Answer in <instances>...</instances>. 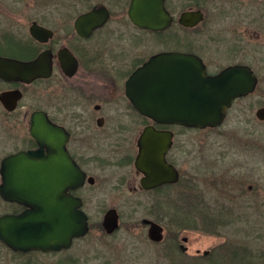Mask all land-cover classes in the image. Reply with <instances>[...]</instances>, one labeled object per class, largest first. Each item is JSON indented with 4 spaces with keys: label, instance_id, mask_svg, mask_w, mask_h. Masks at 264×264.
Here are the masks:
<instances>
[{
    "label": "flooded vegetation",
    "instance_id": "af4514ba",
    "mask_svg": "<svg viewBox=\"0 0 264 264\" xmlns=\"http://www.w3.org/2000/svg\"><path fill=\"white\" fill-rule=\"evenodd\" d=\"M25 3L22 7L19 0H0V57L13 63L9 74L0 76V106L4 119L14 120L4 126L13 132L5 138L14 149L0 160V183L5 156L40 148L30 131L37 114L47 124L42 150L50 158L62 157L49 163L62 166V194L80 199L87 229L69 240L38 245L37 225L29 216L34 206L0 195V264H228L233 257L228 250L221 254L218 247L189 253L190 231L213 232L225 222L219 218L225 209L202 205L197 187L204 172L198 168L196 131L242 118L247 127L239 129L240 142L246 150L255 146L246 138L259 135L257 126L264 122L258 113L264 107V0H163V9H154L156 26L147 23L144 0ZM75 3L78 12L71 20L69 7ZM185 11L201 12L202 17L186 24L181 21ZM89 12L93 15L77 25ZM33 26L45 31L36 36ZM163 52L195 55L208 76L224 73L225 82L234 83L236 94L220 125L199 128L160 121L137 106L135 87L148 83L133 82L132 76ZM42 53L46 75L30 80L17 76V60L31 61ZM18 91L14 108H7L2 96ZM147 128L161 133L164 141L169 133L164 157L177 174L174 182L143 183L148 177L136 161ZM230 148L229 140L222 143L227 167L223 175L213 177L216 181H228ZM66 156L84 173L81 184H64ZM237 161L243 163L240 156ZM252 190L250 184L247 191ZM140 194L153 195L147 207H121L125 195ZM187 195H195L194 204Z\"/></svg>",
    "mask_w": 264,
    "mask_h": 264
},
{
    "label": "water",
    "instance_id": "95a60500",
    "mask_svg": "<svg viewBox=\"0 0 264 264\" xmlns=\"http://www.w3.org/2000/svg\"><path fill=\"white\" fill-rule=\"evenodd\" d=\"M144 2L148 11L147 23L150 26L158 25L154 9H163V0ZM91 15L93 12L81 15L77 19V25ZM200 17L201 12L185 11L181 21L191 24L193 19ZM42 31L45 29L41 26L32 27V33L36 36ZM11 65L12 61L0 57V76L9 74ZM15 66L17 76L23 80L44 76L46 54L42 53L31 61L17 60ZM132 80L148 83V86L135 87L138 93L134 96V101L142 111L160 121L178 122L199 128L220 125L225 117V108L231 104L236 94L233 91L234 83H226L224 73L208 76L202 60L189 53H158L133 74ZM19 96L21 93L18 91L16 94L9 92L2 97L5 98L6 107L13 109ZM258 113L264 117V107ZM30 131L41 146L36 150L11 153L2 159L0 195L9 199H22L34 206L29 216L37 225L34 237L36 244L69 240L87 229V216L78 207L79 198L71 193L62 194L59 171L63 168L56 162L49 163L50 159L60 160L62 157L54 154L50 158L42 150L47 142L46 120L35 114ZM166 135L168 137L164 141L161 133L147 128L141 138L136 165L147 174V180L143 179L145 185L174 182L177 179L176 172L165 161L164 152L170 144L169 133ZM66 159L67 156L63 160L67 161ZM65 170H68V177L64 184L74 186L83 182L84 173L71 160ZM51 171L54 172L52 176ZM0 234H4L3 230H0Z\"/></svg>",
    "mask_w": 264,
    "mask_h": 264
},
{
    "label": "rangeland",
    "instance_id": "374dc122",
    "mask_svg": "<svg viewBox=\"0 0 264 264\" xmlns=\"http://www.w3.org/2000/svg\"><path fill=\"white\" fill-rule=\"evenodd\" d=\"M19 1L24 7L27 1L43 0ZM69 8L73 20L78 12L76 3L71 4ZM2 21L3 17L0 15V23ZM3 111L0 106V160L4 154L14 149L12 143L6 142V138L13 132L4 129L5 123L14 120L4 119ZM245 123L242 118L230 119L218 128L196 131L200 150L198 168L204 172L197 187L202 205L209 209H225L219 217L225 222L221 227H214L213 232L211 229L190 231L189 253L198 248L203 251L218 247L221 254H225L228 250L226 254L233 257L228 264H264V122H260L257 126L260 128L259 135L247 136L246 140L254 141L252 143L255 145L249 150H246L237 135L239 129L247 127ZM227 140L231 147L226 176L228 181H216L213 177L223 175L227 167L224 166L226 164L221 157L222 143H226ZM238 156L243 163L237 161ZM250 184L253 185V190L248 192L247 188ZM241 192L244 194L242 195ZM202 193L204 195H201ZM152 196L125 195V203L121 207L145 208L152 201ZM174 196L176 195H171ZM187 197L190 204H194L195 200L191 202V199H195V195H187ZM197 200L199 205L200 198L198 197ZM183 207L186 205L183 204ZM185 233L188 234V231L182 232ZM212 255L217 253L213 252ZM219 264L225 263L219 262Z\"/></svg>",
    "mask_w": 264,
    "mask_h": 264
}]
</instances>
